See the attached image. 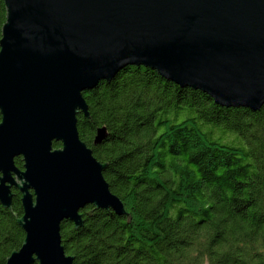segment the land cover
I'll return each instance as SVG.
<instances>
[{"label": "water", "instance_id": "obj_1", "mask_svg": "<svg viewBox=\"0 0 264 264\" xmlns=\"http://www.w3.org/2000/svg\"><path fill=\"white\" fill-rule=\"evenodd\" d=\"M4 4L0 202L11 209L12 188L19 190L22 214L15 218L24 230L21 245L4 264H73L60 223L68 219L82 226L80 209L87 204L130 219L103 176L107 162L93 155L77 129V114L89 116L82 91L99 80L112 79L125 65L142 64L222 106L257 110L264 102V0ZM106 134V126L97 127L93 142Z\"/></svg>", "mask_w": 264, "mask_h": 264}, {"label": "trees", "instance_id": "obj_2", "mask_svg": "<svg viewBox=\"0 0 264 264\" xmlns=\"http://www.w3.org/2000/svg\"><path fill=\"white\" fill-rule=\"evenodd\" d=\"M5 17L0 0V36ZM82 94L89 116L77 114L79 136L107 162L103 176L130 219L92 204L80 209L82 226L63 219L73 264H264V102L222 106L142 64ZM15 164L23 168L20 156ZM12 191L11 209L0 202V264L24 238Z\"/></svg>", "mask_w": 264, "mask_h": 264}, {"label": "flooded vegetation", "instance_id": "obj_3", "mask_svg": "<svg viewBox=\"0 0 264 264\" xmlns=\"http://www.w3.org/2000/svg\"><path fill=\"white\" fill-rule=\"evenodd\" d=\"M21 157V156H20ZM13 189V188H12Z\"/></svg>", "mask_w": 264, "mask_h": 264}]
</instances>
